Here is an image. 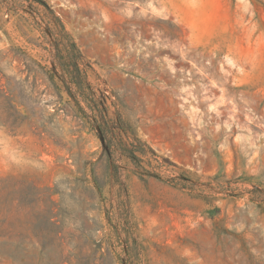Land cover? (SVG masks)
<instances>
[{
    "label": "rangeland",
    "instance_id": "rangeland-1",
    "mask_svg": "<svg viewBox=\"0 0 264 264\" xmlns=\"http://www.w3.org/2000/svg\"><path fill=\"white\" fill-rule=\"evenodd\" d=\"M0 264H264V0H0Z\"/></svg>",
    "mask_w": 264,
    "mask_h": 264
},
{
    "label": "trees",
    "instance_id": "trees-1",
    "mask_svg": "<svg viewBox=\"0 0 264 264\" xmlns=\"http://www.w3.org/2000/svg\"><path fill=\"white\" fill-rule=\"evenodd\" d=\"M127 155L129 156V155H131V154H129V152H128V154H127ZM129 157H130V158H132V159H134V157H133L132 155H131V156H129Z\"/></svg>",
    "mask_w": 264,
    "mask_h": 264
}]
</instances>
